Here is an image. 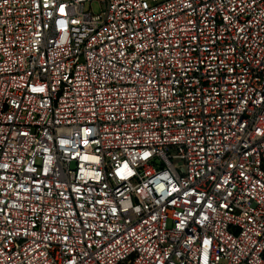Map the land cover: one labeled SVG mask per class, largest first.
Wrapping results in <instances>:
<instances>
[{
    "label": "built area",
    "instance_id": "obj_1",
    "mask_svg": "<svg viewBox=\"0 0 264 264\" xmlns=\"http://www.w3.org/2000/svg\"><path fill=\"white\" fill-rule=\"evenodd\" d=\"M0 264H264V0H0Z\"/></svg>",
    "mask_w": 264,
    "mask_h": 264
},
{
    "label": "rangeland",
    "instance_id": "obj_2",
    "mask_svg": "<svg viewBox=\"0 0 264 264\" xmlns=\"http://www.w3.org/2000/svg\"><path fill=\"white\" fill-rule=\"evenodd\" d=\"M91 9H92L94 12H98V11H99L98 3H97V2H93V3H91ZM168 225H170L169 222H168Z\"/></svg>",
    "mask_w": 264,
    "mask_h": 264
}]
</instances>
